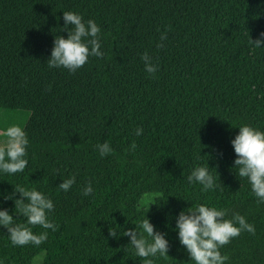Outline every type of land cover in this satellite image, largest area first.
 Instances as JSON below:
<instances>
[{
  "label": "trees",
  "instance_id": "16d2710c",
  "mask_svg": "<svg viewBox=\"0 0 264 264\" xmlns=\"http://www.w3.org/2000/svg\"><path fill=\"white\" fill-rule=\"evenodd\" d=\"M63 11L101 29L104 55L74 72L46 61L55 36H67ZM260 32L264 0H0V109L27 111L29 139L25 170L0 174V192H45L58 225L40 246H12L0 227V262L31 264L43 252L41 264H143L123 231L147 211L170 244V257L155 264H192L172 229L175 214L199 201L255 226L221 247L225 264H264V204L231 171L229 143L241 123L264 130V49L249 44ZM144 52L158 64L154 75ZM104 141L113 151L101 156ZM209 153L221 186L200 192L186 177ZM69 176L75 183L59 190ZM89 181L94 192L83 196ZM147 194L156 204L140 206ZM0 206L11 214L14 204Z\"/></svg>",
  "mask_w": 264,
  "mask_h": 264
},
{
  "label": "clouds",
  "instance_id": "9594fccd",
  "mask_svg": "<svg viewBox=\"0 0 264 264\" xmlns=\"http://www.w3.org/2000/svg\"><path fill=\"white\" fill-rule=\"evenodd\" d=\"M62 18L67 36H55L46 60L49 68H64L74 72L85 65L89 57L104 55L99 38L101 29L94 20L85 21L73 11H63ZM166 38V33H161V43L157 47H162ZM249 44L253 50L264 49V32H260L255 40L249 38ZM140 55L145 72L154 75L158 71V64L153 62L147 52ZM235 128H238V132L229 141L234 152L231 171L246 181L255 202L264 204V130L247 123H241ZM142 132L140 127L135 129L137 136ZM28 144L27 132L19 124L0 126V174L13 175L25 170L28 164ZM96 148L101 156L113 151L108 141L98 143ZM135 148L133 142L128 150L134 151ZM218 155L222 157V153ZM211 158L209 153L206 162L195 164L186 177L189 185H199L200 192L214 191L221 186L216 168L209 167L208 160ZM74 183L75 177L69 176L61 180L58 189L67 192ZM93 192L91 181L81 188L83 196ZM8 200L13 202L14 207L10 214L7 208L0 206V227L7 230L12 246H40L48 238L47 230H57L58 225L50 219L54 203L45 192L35 187L15 185L11 193L0 192V201ZM145 213L134 228L124 229L123 235L129 238L128 245L136 256L142 258L143 264H155L159 258L170 257V244L167 233L158 230ZM17 214L25 218L24 223L16 222ZM37 225L43 231L34 232L31 226ZM172 230L192 264H225L228 257L221 254V247L241 232L255 234L256 231L255 226L239 212H232L229 216L226 209L199 201L175 214ZM108 234L118 237L115 228Z\"/></svg>",
  "mask_w": 264,
  "mask_h": 264
},
{
  "label": "rangeland",
  "instance_id": "374dc122",
  "mask_svg": "<svg viewBox=\"0 0 264 264\" xmlns=\"http://www.w3.org/2000/svg\"><path fill=\"white\" fill-rule=\"evenodd\" d=\"M28 113L25 110H1L0 109V126H5L6 124H19L24 126ZM153 201V196L147 194L140 200V206H148ZM43 252L36 254L31 264H41L43 259Z\"/></svg>",
  "mask_w": 264,
  "mask_h": 264
}]
</instances>
